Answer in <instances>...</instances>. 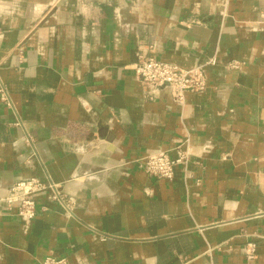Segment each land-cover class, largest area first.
Here are the masks:
<instances>
[{"label":"crops","instance_id":"obj_1","mask_svg":"<svg viewBox=\"0 0 264 264\" xmlns=\"http://www.w3.org/2000/svg\"><path fill=\"white\" fill-rule=\"evenodd\" d=\"M264 0H0V264H264ZM139 55L205 66L182 103ZM237 62L232 66L231 62ZM188 142L172 179L140 165ZM58 183L26 220L17 180ZM255 251L248 253L249 244Z\"/></svg>","mask_w":264,"mask_h":264},{"label":"built area","instance_id":"obj_2","mask_svg":"<svg viewBox=\"0 0 264 264\" xmlns=\"http://www.w3.org/2000/svg\"><path fill=\"white\" fill-rule=\"evenodd\" d=\"M264 15V11L262 13ZM215 57H210L202 63L189 68L181 67L175 63L162 61L149 56L139 55L134 65L135 73L141 83L148 88L150 96L160 90L168 88L174 101L182 103L187 91H202L206 85L205 66L214 64ZM236 66L237 62L230 63ZM0 96L3 101L10 104L8 94L0 86ZM176 155L171 157L167 150L151 151L142 157L140 165L143 169L156 177L172 179L175 166L188 161L191 154L188 142H183L174 147ZM60 185L52 181H44L38 177H28L15 181L3 198L6 208L15 207L16 214L26 220L35 216V198L39 193L50 191L52 197L64 203L65 195L60 191ZM255 251V245L249 244L248 253ZM41 264H70L66 257L46 256Z\"/></svg>","mask_w":264,"mask_h":264}]
</instances>
